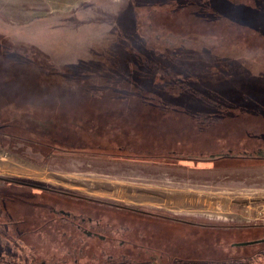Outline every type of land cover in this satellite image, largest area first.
Segmentation results:
<instances>
[{"label": "rangeland", "instance_id": "374dc122", "mask_svg": "<svg viewBox=\"0 0 264 264\" xmlns=\"http://www.w3.org/2000/svg\"><path fill=\"white\" fill-rule=\"evenodd\" d=\"M205 1L0 0V230L43 229L12 264H264V243L236 246L264 239V0H210L240 40L185 15L156 32ZM189 39L228 46H171ZM129 224L173 254L127 244Z\"/></svg>", "mask_w": 264, "mask_h": 264}, {"label": "trees", "instance_id": "16d2710c", "mask_svg": "<svg viewBox=\"0 0 264 264\" xmlns=\"http://www.w3.org/2000/svg\"><path fill=\"white\" fill-rule=\"evenodd\" d=\"M178 5H179L178 8H174L176 10V12H167V14H166L167 16L163 15V17L166 16L164 18L158 19L156 16L152 15L153 18L151 20H152L153 24L155 25V27H157L156 32L159 31V33H161V34H166V31H168L170 29L169 28L170 27V24H169L170 21H172L174 24L172 26V28L177 27L178 24L181 22V16L182 15L188 16L189 18H187V20H190V18L193 19L196 24H206V25L207 24L209 25L211 23H217L219 25L224 24V26H227V29L231 30V26L226 22L225 16L222 13H218V16H217V13H213L214 12L213 11L214 6L210 0H206L204 4H192V3H190V5H187L185 7L181 3H179ZM188 9H190V11H191L190 15H188V12H187ZM210 14L213 17H211L209 19L208 17L210 16ZM177 22H178V24H177ZM230 23H232V22H230ZM172 31L177 32L176 30H172ZM172 31L170 30L168 32V35L169 34L173 35ZM185 31H188V30H185ZM231 33H233V35L235 37V41L241 39V37L236 34L237 32L232 31ZM204 40H207V39L205 38ZM187 42H192V43L190 46H187L186 45ZM187 42L171 41V46L178 48V49H185V50L198 49L200 51H205V52H212V51L217 52L218 50L225 49L228 46L227 45L226 47L222 48L221 46L215 45L212 43L209 46H204L203 44H205L206 42H196V41L190 40V39ZM224 42H225L224 44H226V40ZM224 44H223V46H224ZM228 44H234V47H235V45L237 43L233 42L229 36ZM158 47H161V46H158ZM162 48H165V46ZM104 105L105 104L97 103V105L95 106V110L96 111L99 110L101 116L104 115V116H107L108 118H109V116L111 118H114V116H115L114 114L116 111L115 109H113L114 106H111L112 108L109 110V109H107L109 107L104 106ZM84 107H85V104H83V106L81 108L83 109ZM95 119L97 120V122H99L100 117L92 118V120H95ZM89 124H91V121ZM7 200L18 201L17 199H12V198L7 199ZM137 221L139 222V220H137ZM26 222H27L26 220H17V221L13 220V221L7 222L8 225L6 227L4 226V228H8V230H9L8 233H4V232H2V230H0V246L1 245L3 247L5 246L4 248L6 250L5 252L0 251V263L1 264H2L3 259L6 263H8V261H9L10 264H12V262H13L12 256L17 255L19 250H21L22 253L24 252V256H26V257L27 256L29 257L30 254H32L34 256V254H35L34 248L32 246H29L28 242L19 243V241L21 240L22 242H24L25 239L23 237L24 236L28 237V235H32L34 238H36L37 233H38L37 230L42 229V225L38 223L39 221L35 222V223L31 222V223L35 224V226H33V228H31V227L26 226ZM28 222H30V221H28ZM61 223L66 224L64 222H61ZM132 223H134V221ZM132 225L133 224H129V226H126L127 227L126 234L128 233L126 236V238L128 239L127 244H131L133 247L143 249L144 250L143 252H145V254H147V255H149V254L168 255L167 250L164 248L172 246L170 241H168L162 235L156 234L153 230L144 232L141 229V231L138 232L134 229V227ZM77 227H80V226H77ZM138 227L148 228L147 225L143 222H140ZM1 228H2V226L0 225V229ZM80 229H77V230L84 234V231H81ZM82 230H84V229H82ZM14 233H16L15 238H14ZM145 234H146V236H143ZM88 237H90V236H88ZM158 237H160V238H158ZM138 241H141V243L144 246L143 247L138 246V243H139ZM165 243L167 244L166 246H164ZM22 245L25 246V248L21 247ZM76 248H78V247H76ZM85 249L87 251L90 250V248H85ZM157 250H158V252H156ZM92 253H93V250H92ZM109 253H111V252H109ZM131 253H132V251H130L128 254H131ZM89 254H91V252H89ZM26 264H36V263L26 262ZM37 264H49V263H37ZM65 264H72V263H65ZM104 264H112V263H104ZM121 264H128V263H122L121 262Z\"/></svg>", "mask_w": 264, "mask_h": 264}, {"label": "crops", "instance_id": "0c3cea01", "mask_svg": "<svg viewBox=\"0 0 264 264\" xmlns=\"http://www.w3.org/2000/svg\"><path fill=\"white\" fill-rule=\"evenodd\" d=\"M114 109H115V106H114ZM261 166V165H260ZM0 201H1V196H0ZM242 217V216H241ZM243 218H244V216H243ZM158 219V218H157ZM139 222H143V223H148V222H151V220H149L148 218H145V219H143L142 217H140L139 219ZM159 220H161V219H159ZM162 221V220H161ZM151 223H153V222H151ZM156 224V223H155ZM161 224V223H160ZM163 225V224H162ZM245 227H249V226H246V225H243V226H241L239 229H241V228H245ZM209 228V227H208ZM144 229V228H143ZM146 229V228H145ZM183 229V228H182ZM184 229H186V228H184ZM187 230V229H186ZM187 232H188V234H187V236L188 237H190V235H191V233L193 234V236L192 237H195V235H198V234H194V232L193 231H189V230H187ZM202 233V232H201ZM200 235H203V233L202 234H200ZM198 236L199 238H206V236ZM167 244L165 243V245L164 246H166ZM173 247V246H172ZM180 248V247H179ZM168 254H173V252H168ZM248 261H249V259H248ZM247 260H244V259H241V260H239V261H235V262H228V263H219V264H251L250 262H248ZM175 264H214V263H209V262H207V261H199V260H196V259H193V260H190V261H185V262H180V263H175Z\"/></svg>", "mask_w": 264, "mask_h": 264}, {"label": "water", "instance_id": "95a60500", "mask_svg": "<svg viewBox=\"0 0 264 264\" xmlns=\"http://www.w3.org/2000/svg\"><path fill=\"white\" fill-rule=\"evenodd\" d=\"M260 243H264V239L263 240H258V241L240 243V244H236V246H247V245L260 244Z\"/></svg>", "mask_w": 264, "mask_h": 264}, {"label": "flooded vegetation", "instance_id": "af4514ba", "mask_svg": "<svg viewBox=\"0 0 264 264\" xmlns=\"http://www.w3.org/2000/svg\"><path fill=\"white\" fill-rule=\"evenodd\" d=\"M79 228V227H78ZM91 234V233H90ZM171 247V248H170ZM170 247H165L164 249H166L167 250V252H172L171 251V249H174V246L172 247V246H170Z\"/></svg>", "mask_w": 264, "mask_h": 264}, {"label": "built area", "instance_id": "2783aa9c", "mask_svg": "<svg viewBox=\"0 0 264 264\" xmlns=\"http://www.w3.org/2000/svg\"><path fill=\"white\" fill-rule=\"evenodd\" d=\"M264 208V207H263Z\"/></svg>", "mask_w": 264, "mask_h": 264}]
</instances>
